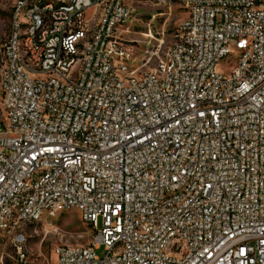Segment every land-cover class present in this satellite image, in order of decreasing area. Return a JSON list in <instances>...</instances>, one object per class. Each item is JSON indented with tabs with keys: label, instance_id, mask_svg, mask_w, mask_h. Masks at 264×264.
Segmentation results:
<instances>
[{
	"label": "built area",
	"instance_id": "1",
	"mask_svg": "<svg viewBox=\"0 0 264 264\" xmlns=\"http://www.w3.org/2000/svg\"><path fill=\"white\" fill-rule=\"evenodd\" d=\"M154 1L186 17L146 71L117 34L128 0L17 1L0 236L77 211L93 238L58 264H264V0Z\"/></svg>",
	"mask_w": 264,
	"mask_h": 264
},
{
	"label": "rangeland",
	"instance_id": "2",
	"mask_svg": "<svg viewBox=\"0 0 264 264\" xmlns=\"http://www.w3.org/2000/svg\"><path fill=\"white\" fill-rule=\"evenodd\" d=\"M18 0H0V38L11 29ZM132 10L130 21L118 31L120 44L131 53L133 70L152 68L175 42L177 29L186 17L179 6H161L154 0H128ZM92 10L89 11L90 16ZM0 123L4 117L0 108ZM21 247L14 236H0V264H58L54 255L57 246H86L93 231L83 222L77 211L63 213L55 218L21 227ZM21 250V251H20ZM105 250L97 252L104 256Z\"/></svg>",
	"mask_w": 264,
	"mask_h": 264
}]
</instances>
